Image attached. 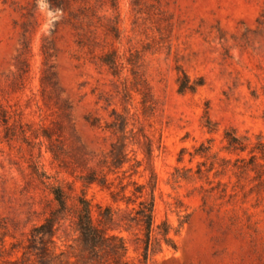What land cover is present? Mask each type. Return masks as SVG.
Here are the masks:
<instances>
[{"label": "rangeland", "instance_id": "obj_1", "mask_svg": "<svg viewBox=\"0 0 264 264\" xmlns=\"http://www.w3.org/2000/svg\"><path fill=\"white\" fill-rule=\"evenodd\" d=\"M46 2L41 11L37 0H0V264H81L74 196L85 188L111 201L80 178L91 169L116 184L157 173L156 223L179 230L177 247L164 244L147 264H264L257 180L239 183L232 164L212 182L172 178L176 166L197 167L195 148L210 138L234 159L222 149L227 127L264 133V0ZM180 68L203 83L181 91ZM219 180L237 193L221 196ZM52 183L71 195L53 237L34 230L56 206ZM134 231L121 233L141 264Z\"/></svg>", "mask_w": 264, "mask_h": 264}, {"label": "trees", "instance_id": "obj_2", "mask_svg": "<svg viewBox=\"0 0 264 264\" xmlns=\"http://www.w3.org/2000/svg\"><path fill=\"white\" fill-rule=\"evenodd\" d=\"M46 61L49 60L46 57ZM106 62L115 63V59L103 58ZM27 66V65H26ZM18 73L25 75L28 71L23 65L17 63ZM179 75V89H195L197 85L202 84V80L191 79L187 72L181 69ZM264 92V85H263ZM1 111H7L4 107ZM207 125L213 131L216 123L209 115ZM213 138L209 143L202 142L195 148L193 156L200 155L204 159L198 161L197 167L176 166L172 173L173 183L182 181H196L206 179L212 182L210 174L220 175L224 173L230 164L232 169L241 177H251L257 182L252 186L253 189L264 187V133L259 132L254 137L249 133H241L234 126L225 128L224 140H226L222 149H225L232 156L221 155L219 150L213 149ZM150 148V153L152 152ZM182 156L179 158L182 160ZM84 184H98L101 189L109 190L111 201L107 204L95 202L92 197H88L85 188H82L80 194L74 196L75 224L79 232V240L82 245L80 252L75 253L77 260L81 264H137L128 254L129 245L125 235L121 233L123 229L133 231L137 238L142 241L141 264H147L152 254L160 251L164 244L177 247L176 239L173 235L178 232L173 223L168 219H163L156 223L155 203L156 189L158 187V176L155 170H151L150 177L141 182L132 180L131 183L121 181L116 184L107 173L100 174L96 169H91L87 174L80 176ZM130 184L133 187L130 188ZM236 186V185H235ZM51 191L56 201V206L50 211L41 225L34 230L45 235L53 237L60 223L62 222V213L69 210V199L71 195L60 184L52 183ZM201 187L204 188L203 185ZM219 189L221 196L229 194L231 197L237 193L236 187L233 192H228L226 183L219 180L212 189ZM211 188H205L207 193L202 195L204 202H207L208 192ZM97 213V214H95ZM97 215V216H96ZM119 230V231H116ZM49 247L43 249V255L50 256ZM65 253L61 250L60 254Z\"/></svg>", "mask_w": 264, "mask_h": 264}, {"label": "clouds", "instance_id": "obj_3", "mask_svg": "<svg viewBox=\"0 0 264 264\" xmlns=\"http://www.w3.org/2000/svg\"><path fill=\"white\" fill-rule=\"evenodd\" d=\"M38 6L41 11L48 9L49 5L47 4L46 0H37ZM62 16V11L61 9H55V10H49L48 11V23L44 25L45 29H48L50 27H53L55 22L59 20Z\"/></svg>", "mask_w": 264, "mask_h": 264}]
</instances>
